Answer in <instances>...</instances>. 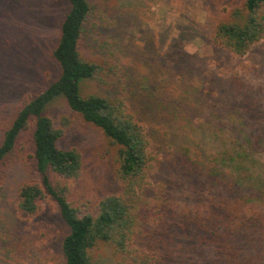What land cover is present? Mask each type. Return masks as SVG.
Segmentation results:
<instances>
[{
  "label": "rangeland",
  "instance_id": "1",
  "mask_svg": "<svg viewBox=\"0 0 264 264\" xmlns=\"http://www.w3.org/2000/svg\"><path fill=\"white\" fill-rule=\"evenodd\" d=\"M87 1L92 12L82 29L79 52L105 72L83 81L80 92L120 101L142 126L152 158L145 189L177 177L174 163L183 157L199 166L203 176L208 170L230 175L223 160L256 137L243 118L264 126V39L240 57L211 43L216 25L242 8L244 0ZM67 10V0H0V142L24 101L57 79L51 53ZM44 114L56 125L62 118L68 121L60 145L83 154L82 174L69 200L82 213L94 212L104 196L121 193L102 132L70 111L60 97ZM26 154L0 166V240L23 248L19 254L8 253L0 244V264H46L51 258L64 264L60 243L67 228L54 204H43L30 218L17 211L18 187L40 179L30 150ZM252 154L239 185H251V198L259 202L264 147ZM192 183L183 178L178 202L193 201ZM91 258L92 264L121 262L105 244L94 248Z\"/></svg>",
  "mask_w": 264,
  "mask_h": 264
},
{
  "label": "trees",
  "instance_id": "2",
  "mask_svg": "<svg viewBox=\"0 0 264 264\" xmlns=\"http://www.w3.org/2000/svg\"><path fill=\"white\" fill-rule=\"evenodd\" d=\"M67 2L51 53L58 77L24 101L0 142V166L20 161L30 150L28 157L40 177L18 187L19 215L30 218L43 204H54L67 228L60 243L64 264H92V250L99 244L111 246L120 255V264H264V175L256 190L259 202L251 198V185H239L249 155L264 147L263 124L259 127L243 118L242 124L251 127L256 137L223 160L230 175L206 169L209 172L203 176L199 166L183 157L174 163L177 177L145 189L152 158L142 126L120 101L80 92L83 81L97 79L105 70L84 60L79 52L82 29L92 12L90 4L87 0ZM262 39L264 0H244L242 8L216 25L211 43L240 57ZM59 97L70 111L102 132L107 162L122 183V192L104 196L94 212L82 213L69 200L73 183L82 174L83 154L76 147L60 145L68 121L62 118L56 125L44 114L45 107ZM183 178L193 179L192 202H178ZM0 244L8 253L19 254L23 249L3 239ZM46 264L58 262L51 258Z\"/></svg>",
  "mask_w": 264,
  "mask_h": 264
}]
</instances>
